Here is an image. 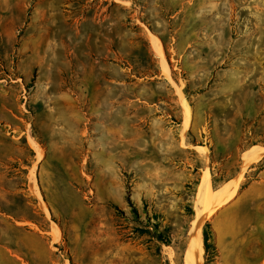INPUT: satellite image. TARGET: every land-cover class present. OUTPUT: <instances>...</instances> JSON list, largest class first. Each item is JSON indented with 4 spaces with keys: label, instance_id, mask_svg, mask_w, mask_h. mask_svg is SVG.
Here are the masks:
<instances>
[{
    "label": "rangeland",
    "instance_id": "rangeland-1",
    "mask_svg": "<svg viewBox=\"0 0 264 264\" xmlns=\"http://www.w3.org/2000/svg\"><path fill=\"white\" fill-rule=\"evenodd\" d=\"M253 144L264 0H0V264H184L203 170ZM214 219L202 264H264V198Z\"/></svg>",
    "mask_w": 264,
    "mask_h": 264
},
{
    "label": "bare ground",
    "instance_id": "bare-ground-1",
    "mask_svg": "<svg viewBox=\"0 0 264 264\" xmlns=\"http://www.w3.org/2000/svg\"><path fill=\"white\" fill-rule=\"evenodd\" d=\"M151 44L155 52L160 57L162 69L167 72L162 45L156 35H151ZM181 99L183 105L182 131L184 132L189 126L191 110L183 96H181ZM194 148L202 147L194 146ZM36 151L38 156L42 157V153L38 148H36ZM259 158H261V154L258 152L256 147L244 153L242 170L244 171L249 164L256 162ZM240 178L241 175L234 181L224 185V187L218 191H214L212 188L209 172L205 170L202 173L195 193L196 212L188 231V241L184 253V264H202L204 251V239L202 233L203 226L220 208L226 206L231 201L233 195L235 194V189L238 186ZM37 196H39V194ZM43 206L44 205L42 204V207ZM59 236V233L56 232L54 234L55 240H58L60 238Z\"/></svg>",
    "mask_w": 264,
    "mask_h": 264
},
{
    "label": "crops",
    "instance_id": "crops-1",
    "mask_svg": "<svg viewBox=\"0 0 264 264\" xmlns=\"http://www.w3.org/2000/svg\"><path fill=\"white\" fill-rule=\"evenodd\" d=\"M257 148L258 152L261 154V158H259L256 162H252L249 164L245 170H242L243 167V154L250 151L253 148ZM264 160V144H253L245 149H243L240 152V165L237 173L223 182L220 186L216 187L213 185V181L211 179L212 188L214 191H218L224 185L234 181L236 178H238L241 175V178L238 182V186L235 189V194L233 195V198L231 201L226 205L220 208L217 212H221V210L225 209L226 207L238 203V204H248L252 205L253 203L257 202V200L264 198V170L257 171V176L259 178H252L250 180H247L249 172H252L256 169L257 165L261 163ZM204 172V170H203ZM211 178V177H210ZM233 190V188H232ZM212 224L214 229L217 231V220L214 219V216L208 221ZM18 228V227H17ZM52 226L49 224V229H51ZM60 237V236H59ZM238 263H241L239 261Z\"/></svg>",
    "mask_w": 264,
    "mask_h": 264
},
{
    "label": "trees",
    "instance_id": "trees-1",
    "mask_svg": "<svg viewBox=\"0 0 264 264\" xmlns=\"http://www.w3.org/2000/svg\"><path fill=\"white\" fill-rule=\"evenodd\" d=\"M127 202L129 205L132 206V202L130 199V196L127 195L126 197ZM203 239H204V245H205V256L208 255L210 251H212V258H214L217 255V248L215 245V231L212 228V225L210 222H206L203 226ZM159 239L161 240V243H165V240L162 238L161 235H159Z\"/></svg>",
    "mask_w": 264,
    "mask_h": 264
}]
</instances>
